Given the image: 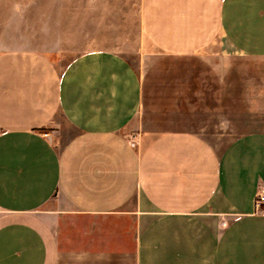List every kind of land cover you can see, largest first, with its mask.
<instances>
[{
	"label": "crops",
	"instance_id": "obj_1",
	"mask_svg": "<svg viewBox=\"0 0 264 264\" xmlns=\"http://www.w3.org/2000/svg\"><path fill=\"white\" fill-rule=\"evenodd\" d=\"M138 17L143 53L185 70L163 85L193 94L186 119L153 105L154 64L92 49L59 70L38 0H0V264H264V129L202 120L238 88L251 102L258 78L231 73L264 65V0H139Z\"/></svg>",
	"mask_w": 264,
	"mask_h": 264
},
{
	"label": "rangeland",
	"instance_id": "obj_2",
	"mask_svg": "<svg viewBox=\"0 0 264 264\" xmlns=\"http://www.w3.org/2000/svg\"><path fill=\"white\" fill-rule=\"evenodd\" d=\"M138 3L139 0H38V48L47 51L46 56L59 70L81 52L92 49L116 51L143 74L146 72L145 67L154 64L155 68L151 73L156 80L153 105L161 111L168 110L171 115L186 119L179 114V110L194 109L195 104L191 101L193 94L189 96L190 99L183 100L177 84L163 85L165 79L184 77L185 70L164 69V66L168 67L172 63L170 60L143 53L140 46ZM190 73L193 75L192 71ZM247 73L251 78H258L252 87L251 102H242V91L238 88L234 92V103H207L202 120L213 122L210 129L225 130L229 123L227 111L230 117L234 115L230 119L233 122L229 123V128L233 125L235 132L264 129V65L259 68L251 66L248 70H235L231 74L243 77ZM221 76H224L222 71L219 73V77ZM185 88L183 92H192L193 87H187V90ZM213 108L215 115L212 118L210 115ZM176 111L177 114H174ZM56 120L54 128L58 135L63 133L68 136L73 132L59 113Z\"/></svg>",
	"mask_w": 264,
	"mask_h": 264
},
{
	"label": "built area",
	"instance_id": "obj_3",
	"mask_svg": "<svg viewBox=\"0 0 264 264\" xmlns=\"http://www.w3.org/2000/svg\"><path fill=\"white\" fill-rule=\"evenodd\" d=\"M263 204H264V189L256 194L254 200V207L256 210H259Z\"/></svg>",
	"mask_w": 264,
	"mask_h": 264
}]
</instances>
